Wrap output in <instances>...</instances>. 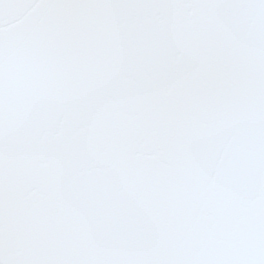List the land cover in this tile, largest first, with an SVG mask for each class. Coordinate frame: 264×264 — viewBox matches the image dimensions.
Here are the masks:
<instances>
[{"label":"snow or ice","instance_id":"6c2138e0","mask_svg":"<svg viewBox=\"0 0 264 264\" xmlns=\"http://www.w3.org/2000/svg\"><path fill=\"white\" fill-rule=\"evenodd\" d=\"M0 264H264V0H0Z\"/></svg>","mask_w":264,"mask_h":264}]
</instances>
